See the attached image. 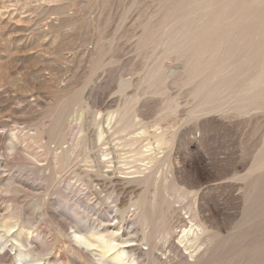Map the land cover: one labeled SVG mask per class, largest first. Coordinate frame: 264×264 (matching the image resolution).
Listing matches in <instances>:
<instances>
[{"label": "rangeland", "instance_id": "obj_1", "mask_svg": "<svg viewBox=\"0 0 264 264\" xmlns=\"http://www.w3.org/2000/svg\"><path fill=\"white\" fill-rule=\"evenodd\" d=\"M119 208L141 264H264V0H0V264Z\"/></svg>", "mask_w": 264, "mask_h": 264}, {"label": "bare ground", "instance_id": "obj_2", "mask_svg": "<svg viewBox=\"0 0 264 264\" xmlns=\"http://www.w3.org/2000/svg\"><path fill=\"white\" fill-rule=\"evenodd\" d=\"M102 148V147H101ZM117 156V155H116ZM94 159V158H93ZM105 159V158H104ZM82 160V159H81ZM108 161V160H107ZM106 163V162H105ZM81 165V164H80ZM111 165V164H109ZM87 166V165H86ZM96 166V165H95ZM99 166V165H98ZM69 167V166H68ZM119 167V166H118ZM72 169V168H71ZM108 170V169H107ZM70 171V170H69ZM80 172V171H79ZM111 177V175H109ZM114 176V175H113ZM125 176V175H124ZM130 176V175H129ZM128 177V176H127ZM57 178V177H56ZM131 178V176L129 177ZM55 180V177H54ZM17 181V180H16ZM114 181V180H113ZM116 181V180H115ZM11 182V181H10ZM19 182V181H18ZM57 182V180L55 181ZM54 182V183H55ZM60 182V181H59ZM95 182V181H94ZM100 182V181H99ZM45 183V182H44ZM62 183V182H61ZM17 184V183H16ZM95 184V183H94ZM39 185V184H38ZM62 185V184H61ZM27 186V184L25 185ZM44 186V185H43ZM46 186V185H45ZM33 187V184H32ZM26 188V187H25ZM39 188V187H38ZM38 188H35L38 190ZM32 189V188H31ZM109 189V188H108ZM111 189V188H110ZM45 190V189H44ZM115 190V189H114ZM35 192V190H34ZM38 192V191H37ZM117 193V192H116ZM27 197V196H26ZM29 197V196H28ZM91 197V196H90ZM44 202L48 203L49 201H51V197L46 194V197H43ZM55 201V200H54ZM58 201V200H57ZM41 203V202H40ZM76 203V202H75ZM78 203V202H77ZM97 203V202H96ZM42 204V203H41ZM55 204V203H53ZM120 207V206H119ZM106 208V207H105ZM116 208V207H115ZM84 209V208H82ZM89 210V209H88ZM93 210V209H92ZM17 211V210H16ZM98 211V210H97ZM118 211H120L121 213V218L122 219H118L117 223L115 224V226L113 227V229H111V236H108L106 233H108L109 228L111 227L112 224H108V222H112L116 219H114L115 217H109L107 216L105 213L103 214H98L96 216V220L98 221L99 224H97V226H94L93 229L91 230H87L84 231L80 226H72L73 228L76 227L75 230L72 231V236L70 235V240L71 241H75L76 243L79 244L80 248H81V252H92L94 253V256L97 257L98 261L100 262L99 264H141L140 260L138 257H136V255L139 256V254L141 253V249L139 247L134 248V246H137V243H130L133 239L131 238L132 235L133 237H137V235L135 233H133V231L131 230V228H129L127 226L125 222V217H124V211L125 209L123 208H119ZM91 212V211H90ZM131 212V210H130ZM84 214V213H83ZM114 214V213H113ZM132 214V213H131ZM130 214V215H131ZM135 214V213H134ZM3 215V214H2ZM52 215V214H51ZM82 215V213H81ZM32 217V216H31ZM57 217V216H56ZM85 217V215H84ZM88 217V216H87ZM135 217V216H134ZM11 218H13V214H9V215H0V226L5 228V231L7 233H10L13 230V226L8 222ZM22 219V218H20ZM78 219V218H77ZM39 220V219H38ZM65 220V219H64ZM67 220V219H66ZM86 220V219H85ZM84 220V221H85ZM26 221V220H25ZM69 221V220H67ZM72 222V221H71ZM75 222V221H74ZM77 222V221H76ZM95 222V221H94ZM36 223V221H35ZM44 223V221H43ZM27 225H29L26 222ZM34 223H31L29 225V228H31L32 226L35 227L33 225ZM39 222L36 223V227L38 228L39 226ZM83 224V222H82ZM86 224V223H84ZM78 225H81L78 224ZM88 225V224H87ZM45 226V225H44ZM84 226V225H83ZM162 226V225H161ZM68 227V226H66ZM36 228V230H38ZM92 228V227H91ZM69 229V228H68ZM86 229V228H85ZM175 230V229H174ZM186 230V229H185ZM63 231V230H62ZM35 232V231H34ZM37 232V231H36ZM86 232V233H85ZM187 232V231H186ZM31 233V232H30ZM29 233V234H30ZM194 233V232H193ZM44 234V233H43ZM178 234V233H177ZM196 236L198 235V233L196 232L195 234ZM38 238H41L40 236V232L37 233ZM184 236V235H183ZM30 237V236H29ZM44 237V236H43ZM163 237V236H162ZM185 237V236H184ZM25 238V237H24ZM33 239L30 240L28 237H26L25 239H16V241L18 242L19 246L22 248H25L27 250V252L29 254H32V256H34V260H30L28 262H26L27 264H39L40 260L38 259V257H47L48 254H50L48 252L49 247L48 244H46V247L44 248H40L37 245L34 244V240L36 238L32 237ZM140 238V237H139ZM135 240V239H134ZM170 240V239H169ZM45 241V240H44ZM141 241V240H140ZM39 242V241H37ZM130 243V244H129ZM160 244L161 242H156L154 244L156 249H160ZM163 244V243H162ZM133 245V246H132ZM167 245L169 246V243L166 242L163 247L161 249H165V247H167ZM42 246V245H41ZM154 246H148V248H144L147 250H143V252L145 254H150L153 255V250H154ZM75 248V246H74ZM77 248V247H76ZM5 250V247H1L0 249V261H5L6 257L8 256L7 254V250H5L3 253L2 250ZM170 251V250H169ZM73 252V251H72ZM182 252V251H181ZM178 253V252H177ZM75 254V253H74ZM155 254V253H154ZM50 256V255H49ZM142 256V255H141ZM172 257V255H170ZM62 258V257H61ZM89 258V255H88ZM91 258V257H90ZM36 259V260H35ZM108 259V261H107ZM154 259V257H153ZM169 259V258H168ZM39 260V261H38ZM92 260V259H91ZM11 261V260H10ZM61 261V260H60ZM63 261V260H62ZM90 261V260H89ZM162 261V260H161ZM159 259V262H161ZM189 261V260H188ZM54 262V261H53ZM58 262V261H57ZM157 262V259H156ZM166 262V261H165ZM5 263V262H4ZM58 264V263H57ZM64 264V263H63ZM95 264V263H94ZM176 264V263H175Z\"/></svg>", "mask_w": 264, "mask_h": 264}]
</instances>
